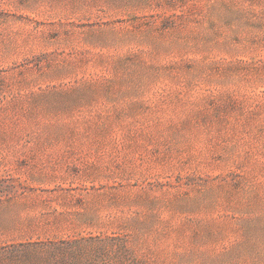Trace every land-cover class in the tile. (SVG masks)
<instances>
[{"label": "rangeland", "instance_id": "374dc122", "mask_svg": "<svg viewBox=\"0 0 264 264\" xmlns=\"http://www.w3.org/2000/svg\"><path fill=\"white\" fill-rule=\"evenodd\" d=\"M83 237L264 264V0H0V246Z\"/></svg>", "mask_w": 264, "mask_h": 264}, {"label": "trees", "instance_id": "16d2710c", "mask_svg": "<svg viewBox=\"0 0 264 264\" xmlns=\"http://www.w3.org/2000/svg\"><path fill=\"white\" fill-rule=\"evenodd\" d=\"M127 252V243L123 239L83 237L0 246V264H19L30 256H36L44 264H97L98 259H101L99 264H122L113 257Z\"/></svg>", "mask_w": 264, "mask_h": 264}]
</instances>
